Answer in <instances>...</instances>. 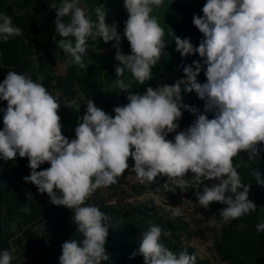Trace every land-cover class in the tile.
I'll return each instance as SVG.
<instances>
[{"label": "clouds", "instance_id": "clouds-1", "mask_svg": "<svg viewBox=\"0 0 264 264\" xmlns=\"http://www.w3.org/2000/svg\"><path fill=\"white\" fill-rule=\"evenodd\" d=\"M163 5L164 0H124L128 19L123 35L131 46V54H125L118 25L107 23L103 4L95 8L93 20L80 0H61L59 5L51 0L50 8L56 9L57 16L55 31L61 37L56 43L69 56V63L88 67L83 57L89 38L114 41L119 62L116 87L128 93V103L116 106L114 117L89 100L75 139L62 133L59 94L53 95L28 73L10 70L0 83V100L7 101V108H0V160L27 157L31 174L24 181L33 183L40 194L47 193L51 204L71 209L76 233L83 237L62 244L60 264H102L109 259L105 246L111 218L86 201L98 188L117 183L129 170L130 157L135 162L131 172L141 184L166 177L163 187L169 191L194 188L200 206L226 205L219 213L226 224L256 211L257 204L249 198L252 185L242 183L240 164H234V158L247 153L248 162L240 163L250 167L264 151V0H206L203 16H193V24L203 34L199 46L191 38L174 36L182 57L198 53L203 63L197 60L184 66L186 78L172 85L147 87L143 94L132 92L131 83L123 79L125 72L140 85L150 81L167 46L165 30L152 15L154 8ZM21 34L11 17L0 13V40L7 42ZM202 71L206 83L198 82ZM182 86L205 101L203 114L183 103ZM184 111L196 119L186 130L177 131ZM174 132V140L168 139ZM46 162L51 166L38 171ZM251 175L257 185L264 186V173L255 169ZM210 180L218 183L209 187L206 181ZM26 195L34 200L31 192ZM171 215H182L180 208ZM256 230L264 232V220L256 224ZM171 235V230L150 226L130 258L142 255L145 264H196L195 254H175L165 246L162 237ZM12 260L8 250L0 253V264Z\"/></svg>", "mask_w": 264, "mask_h": 264}, {"label": "rangeland", "instance_id": "rangeland-1", "mask_svg": "<svg viewBox=\"0 0 264 264\" xmlns=\"http://www.w3.org/2000/svg\"><path fill=\"white\" fill-rule=\"evenodd\" d=\"M60 2L56 0L58 5ZM50 3L51 0H0V13L10 16L14 26L22 29L21 35L7 42L0 40V83L10 70L28 73L53 95L59 94L62 133L72 140L76 138L75 129L87 111L89 100L93 99L97 107L114 117V108L128 103V93L116 87L115 67L119 62L115 60L114 41L105 43L102 38H89L83 57L88 67L69 63V56L58 49L56 43L61 37L55 31L56 9H51ZM80 3L93 20L96 19L95 8L103 4L107 9V23L118 25L122 37L120 47L125 54H131L130 43L123 35L128 19L124 0H80ZM205 3L206 0L186 1L187 6L182 10L181 5L164 0L163 7L154 8L152 15L165 30L167 46L152 70L150 81L140 85L130 72H125L123 79L131 83L132 92L143 94L147 87L172 85L186 78L184 66L193 65L197 60L203 63L198 53L182 57L176 51L174 36L191 38L192 43L199 46L203 34L193 24V16H203L200 11ZM205 71L197 77L198 82H207ZM40 77L43 79L39 80ZM182 97L183 103L204 113L205 101L194 91L187 93L182 86ZM0 108H7V101L0 100ZM207 115L209 119L214 118L213 113ZM195 119L192 113L184 111L177 131L186 130ZM0 130H3V112H0ZM175 135V132L170 133L168 139L174 140ZM241 161L248 162L247 153L241 152L235 157L234 164H240L238 172L242 183L252 185L249 198L257 208L226 224L219 214L226 205L213 202L209 208L200 206L194 188L169 191L163 187L166 177H158L155 183L141 184L131 172L135 162L130 157V168L117 183L98 188L86 201L111 218L105 246L109 259L102 264H145L142 255L130 257L138 252L144 230L152 225L171 230L172 235L162 237V242L175 254L183 251L195 254L196 264H264V232L256 230V224L264 220V186L257 185L251 175L255 169L264 173V151L250 167ZM28 165L29 159L19 155L15 160H0V253L8 250L13 256L11 264H60L62 244L72 238L80 241L83 237L76 233L71 209L51 204L47 193L40 194L33 183L24 181L23 178L31 174ZM50 166L46 162L38 171ZM191 175L189 172V178ZM206 183L211 187L218 181ZM203 188L201 185L199 190L202 192ZM27 192L32 193L34 200L28 199ZM177 207L182 215L173 218L171 212ZM24 208L31 211L24 212Z\"/></svg>", "mask_w": 264, "mask_h": 264}, {"label": "trees", "instance_id": "trees-1", "mask_svg": "<svg viewBox=\"0 0 264 264\" xmlns=\"http://www.w3.org/2000/svg\"><path fill=\"white\" fill-rule=\"evenodd\" d=\"M169 1L172 3V5H174V4L181 5L180 8L183 10V7L187 6V4H185V2L186 1H193V0H169ZM200 13L203 14L202 10L200 11ZM198 57H200L199 54H198ZM146 230L147 229H145L144 231H146Z\"/></svg>", "mask_w": 264, "mask_h": 264}]
</instances>
